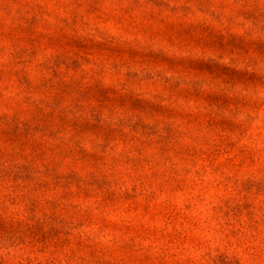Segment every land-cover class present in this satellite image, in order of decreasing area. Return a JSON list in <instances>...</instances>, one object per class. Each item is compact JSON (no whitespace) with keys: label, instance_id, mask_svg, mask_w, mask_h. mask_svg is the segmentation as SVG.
I'll return each instance as SVG.
<instances>
[{"label":"rangeland","instance_id":"obj_1","mask_svg":"<svg viewBox=\"0 0 264 264\" xmlns=\"http://www.w3.org/2000/svg\"><path fill=\"white\" fill-rule=\"evenodd\" d=\"M0 264H264V0H0Z\"/></svg>","mask_w":264,"mask_h":264}]
</instances>
